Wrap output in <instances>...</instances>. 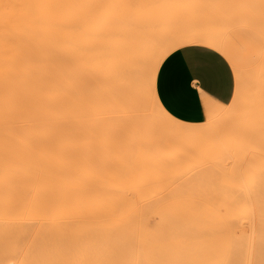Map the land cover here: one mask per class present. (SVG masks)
I'll list each match as a JSON object with an SVG mask.
<instances>
[{"label":"bare ground","instance_id":"1","mask_svg":"<svg viewBox=\"0 0 264 264\" xmlns=\"http://www.w3.org/2000/svg\"><path fill=\"white\" fill-rule=\"evenodd\" d=\"M134 1L0 0V41L64 42L76 64L72 72L77 85L75 91L69 89L66 105L58 116L53 115L45 122L41 134L0 124V135L17 139L35 152L39 161L48 162L52 178L45 192L28 202L33 212L19 216L18 228L24 229L26 240L10 254L11 264H65L64 260L71 255L78 261L79 241L85 231L86 248L90 245L94 253L92 264H155L143 260L132 222L143 212L146 206L143 198L148 192L164 184H176L178 170L159 164H179L183 160L175 157L171 161L169 158L160 160L162 154L185 151L207 137L225 143L236 130L238 133L243 130V134L245 131L256 139L264 138V110L261 106L260 110L256 108L257 112L254 110L257 115H247L257 103L252 105V98L243 99L242 85L246 82L240 84L239 69L240 80H237L240 82L234 96L212 123L182 122L163 109L155 93V82L164 59L186 45L222 47L224 33H196L162 45L153 33L152 16L141 2ZM243 3L244 8H239L241 13L236 16L228 13L237 21L224 26L254 35L264 43V10L258 13L255 7H249L253 2ZM228 15L225 14L226 19ZM261 58L264 60V48ZM259 62L264 63L258 61L257 64ZM254 70L253 81L264 80V65ZM108 80H113L114 87H118L122 107L130 110L121 111L128 112V116L122 112L119 115L117 111L113 114L109 106L112 101L107 102L105 97ZM112 82L107 84L110 86ZM261 88L259 94L254 91L258 95L256 100L260 90H264ZM262 96L264 98L263 93ZM206 108L209 113H215L212 105ZM63 137L64 143L61 142ZM52 139L54 143L49 145ZM98 144L105 148L99 155ZM115 144L126 148L129 154L128 165L120 170L111 166L106 151ZM256 144L264 147L263 142ZM57 146L64 155L56 152ZM48 148L50 153L47 154L45 149ZM64 158H68L69 172L62 179L60 169ZM183 176L188 178L189 174ZM57 177L61 180L59 186L53 184ZM240 202L243 206L241 220L247 221L250 241L235 264H264V193L259 198ZM7 219L8 214L0 213V223ZM240 233L246 238L244 230Z\"/></svg>","mask_w":264,"mask_h":264},{"label":"rangeland","instance_id":"2","mask_svg":"<svg viewBox=\"0 0 264 264\" xmlns=\"http://www.w3.org/2000/svg\"><path fill=\"white\" fill-rule=\"evenodd\" d=\"M135 1L141 2L152 16L155 26L153 33L162 45L181 40L191 34L208 31L224 33L223 37H227L233 30L224 25H229L230 22V24L235 23V16L244 8L242 2L247 5L253 2L252 4L255 6L251 4L253 7H249L251 9L255 7L258 13L264 10V0H255V2L254 0ZM239 8L241 9L239 10ZM223 13L236 15L233 20V17L228 15L227 18L231 19L227 22L228 19L224 14L226 21L224 20ZM220 15L227 23L221 20ZM251 15H253L252 12ZM228 25L227 27H229ZM225 29L227 31L231 29V32H227ZM251 37L259 41L260 55L254 60L252 50H238L239 64L231 62L235 73L236 87L240 82L237 79L241 78L240 84L243 81L246 82L243 83L244 86L242 85L245 91L243 99L250 101L252 98V105L254 102L259 103L258 106L254 104L255 109L252 107L247 113L250 116L252 113L257 115L256 108L264 110V101L261 102L264 99L262 96L264 90H260L258 100L255 98L259 94V89L264 85V80L253 81L252 79L254 68H261L264 65L261 62L257 64L258 61H264L260 60L264 43L254 35ZM1 46L3 48H0V124H11L30 129L33 134L39 135L44 129L45 122L50 121L49 119L53 115L58 116L66 105L65 97L68 96L69 89L75 91L77 85L72 71L75 70L76 64L71 60L70 53L65 49L62 41H0ZM256 65L258 66L256 67ZM237 67L241 68L243 78L241 74L240 78L237 77ZM112 81L108 80L107 82L109 84ZM107 82L106 88L109 86ZM256 83L259 87H255ZM109 87L105 88L107 102L111 103L112 101V106H109L113 110V114L117 111L121 115V109L126 107H122L121 96L118 94L120 91L117 89L118 87H114L113 82ZM262 88L264 89V86ZM110 90L111 92H109ZM254 91H257V94ZM261 91L263 92L261 93ZM227 104H211L215 113H209V109L205 108L206 114L201 121L195 124L212 123L217 119V115L226 109ZM127 110L130 112L126 108ZM127 113H125L126 116H128ZM118 114L115 113V115ZM238 128L242 127L239 125ZM98 135L100 136L99 133ZM223 135H227V133ZM230 135L232 136L225 143L218 141V138L207 137L185 151L175 153V151L166 150L168 153L162 154L159 158L160 160L169 158L171 161L175 157L183 161L179 164H159L160 167L167 166L168 169L174 167L178 170L179 176L175 181L176 184L170 186L164 184L156 191L148 192L143 198L146 203L143 212L133 219L132 230L135 233V240H140L139 244L142 247L145 262L155 264H235L242 258L243 248L250 241V232L247 221L241 220L243 206L240 201L259 198L264 193V147H258L256 144L264 143V138L256 139L255 136L246 135L245 131L243 134V130L241 133L236 130ZM64 140H66L65 137L61 142L64 143ZM5 141L0 137V165L11 157V153L6 152V148L1 145ZM59 141L60 139H58ZM53 143L54 139L49 145ZM49 149H45L47 154L50 153ZM102 149L105 148H101L98 144V155ZM125 149L116 144L106 149L114 169L120 170L128 165L129 154ZM56 152L63 154L58 146ZM32 155L35 160V181L31 192L25 200L17 205L0 210V213L9 215V219L0 223V264H11L10 254L14 252L17 245L22 247L24 244L26 240L25 234H23L24 229L22 231L21 227L18 228L19 216L33 212L28 202L32 197H38L44 193L47 183L52 179L48 162L39 161L33 151ZM4 172H0V202L2 203L0 207H3L10 197L6 190L11 188L9 186L11 182L9 181L8 184L1 180ZM68 172V158H64L60 169L62 179L67 176ZM184 174H189L188 178L193 177L188 179L187 176H183ZM57 179L53 184L59 186L61 180L59 177ZM116 195L117 193L114 192L113 197ZM85 226L87 225L85 224ZM241 230L246 232L244 233L246 238L241 236ZM85 233L86 231L81 235L82 239L79 241L78 261L76 256L73 258L71 255L70 258L64 260L65 264L93 263L94 253L90 245L89 249L86 248ZM72 239V245H74V237ZM65 247H67V243H65Z\"/></svg>","mask_w":264,"mask_h":264},{"label":"crops","instance_id":"3","mask_svg":"<svg viewBox=\"0 0 264 264\" xmlns=\"http://www.w3.org/2000/svg\"><path fill=\"white\" fill-rule=\"evenodd\" d=\"M220 46L186 45L172 52L161 63L155 93L160 105L173 118L197 123L206 114L207 105L229 103L236 87L231 62L239 64L238 50H252L254 60L261 51L259 41L239 29L224 37ZM207 63L213 69L210 74L194 71L195 66ZM0 137L6 140L1 144L5 151L11 153V157L0 165V172L5 170L1 180L11 182L8 183L11 188L6 190L10 197L0 207V210H4L20 203L31 192L35 181V160L31 151L17 139L5 135Z\"/></svg>","mask_w":264,"mask_h":264},{"label":"snow or ice","instance_id":"4","mask_svg":"<svg viewBox=\"0 0 264 264\" xmlns=\"http://www.w3.org/2000/svg\"><path fill=\"white\" fill-rule=\"evenodd\" d=\"M189 62L191 63L192 60H191V57H189ZM212 66L210 63H207L203 66H200V65H197L194 67V71H197V72H203L205 74H210L212 72Z\"/></svg>","mask_w":264,"mask_h":264}]
</instances>
